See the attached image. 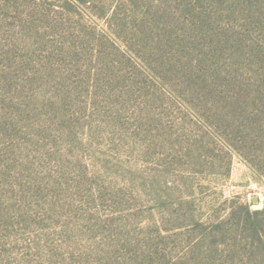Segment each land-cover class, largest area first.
I'll use <instances>...</instances> for the list:
<instances>
[{
    "label": "rangeland",
    "instance_id": "rangeland-1",
    "mask_svg": "<svg viewBox=\"0 0 264 264\" xmlns=\"http://www.w3.org/2000/svg\"><path fill=\"white\" fill-rule=\"evenodd\" d=\"M132 1L0 0V264H207L226 199L264 207L177 79L118 51L187 31Z\"/></svg>",
    "mask_w": 264,
    "mask_h": 264
},
{
    "label": "trees",
    "instance_id": "trees-1",
    "mask_svg": "<svg viewBox=\"0 0 264 264\" xmlns=\"http://www.w3.org/2000/svg\"><path fill=\"white\" fill-rule=\"evenodd\" d=\"M90 3L64 0L68 7ZM156 12L163 25L187 27L177 28V47L118 51L151 74L176 78L175 91L195 122L264 179V0H161ZM226 202L213 230L223 251L207 264H264V207L251 209L238 197Z\"/></svg>",
    "mask_w": 264,
    "mask_h": 264
}]
</instances>
